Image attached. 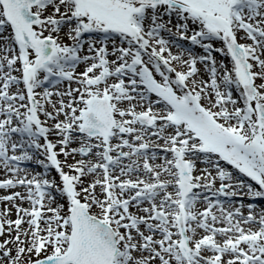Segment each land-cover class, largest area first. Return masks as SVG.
<instances>
[{
	"label": "snow or ice",
	"instance_id": "6c2138e0",
	"mask_svg": "<svg viewBox=\"0 0 264 264\" xmlns=\"http://www.w3.org/2000/svg\"><path fill=\"white\" fill-rule=\"evenodd\" d=\"M0 192V264H264V0H0Z\"/></svg>",
	"mask_w": 264,
	"mask_h": 264
},
{
	"label": "bare ground",
	"instance_id": "6f19581e",
	"mask_svg": "<svg viewBox=\"0 0 264 264\" xmlns=\"http://www.w3.org/2000/svg\"><path fill=\"white\" fill-rule=\"evenodd\" d=\"M30 168H36L37 166H34V165H32V164H30V165H28ZM37 170H39L38 168H37ZM0 194H3L2 192H0ZM3 205H0V207H2ZM12 218L13 219H15V215L13 214L12 215ZM0 239H3V237H0Z\"/></svg>",
	"mask_w": 264,
	"mask_h": 264
},
{
	"label": "rangeland",
	"instance_id": "374dc122",
	"mask_svg": "<svg viewBox=\"0 0 264 264\" xmlns=\"http://www.w3.org/2000/svg\"><path fill=\"white\" fill-rule=\"evenodd\" d=\"M30 165V164H29ZM54 174V173H53Z\"/></svg>",
	"mask_w": 264,
	"mask_h": 264
}]
</instances>
